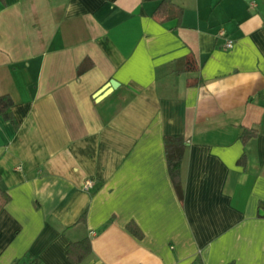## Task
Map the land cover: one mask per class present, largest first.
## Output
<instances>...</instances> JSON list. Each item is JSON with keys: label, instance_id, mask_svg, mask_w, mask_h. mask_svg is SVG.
Wrapping results in <instances>:
<instances>
[{"label": "crops", "instance_id": "crops-1", "mask_svg": "<svg viewBox=\"0 0 264 264\" xmlns=\"http://www.w3.org/2000/svg\"><path fill=\"white\" fill-rule=\"evenodd\" d=\"M173 1L0 0V264H264V0Z\"/></svg>", "mask_w": 264, "mask_h": 264}, {"label": "trees", "instance_id": "trees-1", "mask_svg": "<svg viewBox=\"0 0 264 264\" xmlns=\"http://www.w3.org/2000/svg\"><path fill=\"white\" fill-rule=\"evenodd\" d=\"M181 13L182 7L177 5L173 0H160V2L153 11V15L161 21L168 20L171 18H176L179 20ZM92 65L93 62L91 61V59L85 57L78 64L77 73L81 74L82 72L90 68ZM13 104L14 100L9 93L0 94V115L4 119L11 121L14 125H16V121L11 110ZM257 130L258 129L256 127H243L240 137L242 138V140H246L247 138L255 135L257 133ZM163 143L167 170L170 175L176 194L181 200L183 199L184 195L183 168L185 162L187 142L183 135L172 134L164 136ZM9 199L10 194L0 185V210ZM78 220L84 222L85 214L83 213ZM127 228L137 236L141 235L140 229L134 222H128ZM90 252L91 242L90 237L88 236L75 241H69L66 245V254L74 264H80L86 259ZM27 261L37 263L36 259H28L25 262ZM194 263L204 264L201 259Z\"/></svg>", "mask_w": 264, "mask_h": 264}, {"label": "water", "instance_id": "water-1", "mask_svg": "<svg viewBox=\"0 0 264 264\" xmlns=\"http://www.w3.org/2000/svg\"><path fill=\"white\" fill-rule=\"evenodd\" d=\"M116 81L114 79H109L100 89L95 92V95L99 96L100 94L107 92L110 88H114L116 86ZM198 264V263H194Z\"/></svg>", "mask_w": 264, "mask_h": 264}, {"label": "built area", "instance_id": "built-area-1", "mask_svg": "<svg viewBox=\"0 0 264 264\" xmlns=\"http://www.w3.org/2000/svg\"><path fill=\"white\" fill-rule=\"evenodd\" d=\"M232 44H233V40L231 38H226L225 43H224V46L230 47V46H232ZM91 185H92V180L91 179H87L86 180V186H91ZM23 264H40V263L39 262L32 263V262H28L27 261V262H25Z\"/></svg>", "mask_w": 264, "mask_h": 264}]
</instances>
